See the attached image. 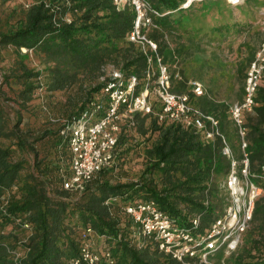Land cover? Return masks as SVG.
I'll return each mask as SVG.
<instances>
[{"label": "trees", "instance_id": "16d2710c", "mask_svg": "<svg viewBox=\"0 0 264 264\" xmlns=\"http://www.w3.org/2000/svg\"><path fill=\"white\" fill-rule=\"evenodd\" d=\"M146 1L162 14L146 30L157 45L151 81L158 75L157 56L169 71L179 73L172 92L189 94L194 105L215 117L228 142V132H235L230 106L216 102L209 88L194 97L178 69L195 60L208 63L202 44L207 32L196 21L205 16L207 1L222 0L192 1L186 7L187 0ZM239 6L232 8L243 14ZM134 18L130 7L116 11L111 0H0V264H69L86 230L92 232L94 247L108 250L114 264H180L152 242L138 247L137 230L124 208L152 200L185 224L200 211L211 173L225 169L219 138L206 142L193 129L135 114L121 124L112 166L95 173L80 192L63 187L71 176L70 127L91 102L104 101L105 68L135 78L136 93L147 82V58L127 40ZM246 27L221 16L207 39H229ZM244 119L251 171L258 174L264 164V79L253 112ZM133 157L138 171L127 177ZM255 184L264 191L262 179ZM212 264H264V193L237 250L223 263L217 256Z\"/></svg>", "mask_w": 264, "mask_h": 264}, {"label": "built area", "instance_id": "2783aa9c", "mask_svg": "<svg viewBox=\"0 0 264 264\" xmlns=\"http://www.w3.org/2000/svg\"><path fill=\"white\" fill-rule=\"evenodd\" d=\"M111 1L116 11L130 7L134 12L133 27L127 40L138 45L147 58V82L142 91L136 93L135 78L126 79L114 67L105 68V76L102 77L105 78L102 88L104 101L91 102L70 127L71 176L63 181V187L80 192L95 173L112 166L121 124L131 120L135 114H152L158 121L193 129L202 134L206 142L219 138L225 169L219 175L211 173L203 191L200 211L189 215L185 224L178 223L152 200L128 203L124 212L137 230L138 247L144 242H152L159 252L180 264H212L218 254L223 262L240 245L252 221L255 202L264 193L263 188L255 184L256 179L264 181V164L260 173L251 171L244 121V117L253 112L256 92L263 85L264 39L247 67L241 102L233 103L228 110L239 138L240 158L237 159L236 152L219 130L218 120L194 105L189 94L172 92V80L179 79V75H173L157 56L158 75L151 81L154 64L151 55L156 54L157 45L147 36L146 30L155 27L152 19L162 14L146 0ZM187 1L182 7L190 4ZM225 1L237 6L245 0ZM187 85L194 97L204 95L205 88L199 81L192 79ZM155 104L159 106L158 111L153 108ZM214 168L215 161L212 170ZM213 189L216 191L214 195ZM81 239L78 256L69 264H114L108 250L95 249L90 230L84 231ZM17 258L18 255L15 260Z\"/></svg>", "mask_w": 264, "mask_h": 264}, {"label": "rangeland", "instance_id": "374dc122", "mask_svg": "<svg viewBox=\"0 0 264 264\" xmlns=\"http://www.w3.org/2000/svg\"><path fill=\"white\" fill-rule=\"evenodd\" d=\"M192 1L194 0H191L189 3ZM255 1H257V3ZM204 6L205 16H199L196 23H202L201 25L203 29L207 32V37L202 39V44L204 47L206 46V54L208 57L212 54H215L217 57L206 64H202L199 60L188 62L185 65L181 64L178 66V69L181 67V70L183 71L184 76L187 77L188 81L192 79L198 80L205 88H209L210 92L212 91V97L215 100H223L224 96L222 97V95L226 90V93L228 94L227 96H229V99L227 98L226 101L227 103H231L237 100V94L240 91V87L242 86V83L244 84L246 70L249 65L248 60L250 59L251 53L253 52L256 54L264 39V0H246L243 5L239 6V9L244 11L243 14L237 9L234 10L232 6L228 5V3L223 0L214 3L207 1ZM196 8H199L197 15H201V3L197 5ZM231 9L234 12L233 16L230 15ZM219 11H222L223 14H220ZM221 16L222 18H233L235 22L240 21L247 26L245 28L246 30L244 33L232 36L229 39L209 41L207 38L212 36L208 31L214 21L218 20ZM206 44H208V46ZM32 59L35 66L39 68L42 67L38 59L34 57ZM207 64H211V71H208V69L205 71L204 67ZM170 71L173 75L178 73L174 68H171ZM179 79H176L175 81H179ZM232 128H234L233 125ZM227 140L228 144L236 151V158L239 159V138L236 131L234 132L233 129L230 130L227 134ZM136 161L137 158H134L128 163V166L126 167L127 177H133L138 171L139 164ZM123 177H125V175H123ZM95 248L100 249L99 246H96ZM220 256L221 255L218 254V258H220ZM221 263L223 262L221 261Z\"/></svg>", "mask_w": 264, "mask_h": 264}, {"label": "crops", "instance_id": "0c3cea01", "mask_svg": "<svg viewBox=\"0 0 264 264\" xmlns=\"http://www.w3.org/2000/svg\"><path fill=\"white\" fill-rule=\"evenodd\" d=\"M243 3H244V2H243ZM243 3H242L241 5H243ZM228 5H229V4H228ZM263 11H264V10H263ZM263 13H264V12H263ZM263 15H264V14H263ZM243 33H244V32H243ZM257 51H258V50H257ZM252 54H253V58H251ZM209 56H210V55H209ZM251 56H250L251 59H249L250 61H252V60L254 59V57H255V53L252 52V53H251ZM212 57H213L212 55H211L210 57H208V55L206 54L205 59L209 62V60H211ZM216 57H217V56H216ZM213 59H216V58H213ZM210 66H211V64H207V65H205V67H204V68H205V71H206V69H208V71H209V70L211 71V70H212V67H210ZM220 72H221V71H220ZM227 95H228V94L226 93V90H225V93L222 95V97L224 96V97H223V100L220 99V101H218V100H215V101L218 102V103H225V104H227V105L230 104L229 106H231L233 103L241 102V100H242V99H241V100H236V101L231 102V103H227L226 100H227V98L229 99V96H227ZM222 97H221V98H222Z\"/></svg>", "mask_w": 264, "mask_h": 264}, {"label": "bare ground", "instance_id": "6f19581e", "mask_svg": "<svg viewBox=\"0 0 264 264\" xmlns=\"http://www.w3.org/2000/svg\"><path fill=\"white\" fill-rule=\"evenodd\" d=\"M191 0H188L187 2L189 3Z\"/></svg>", "mask_w": 264, "mask_h": 264}, {"label": "water", "instance_id": "95a60500", "mask_svg": "<svg viewBox=\"0 0 264 264\" xmlns=\"http://www.w3.org/2000/svg\"><path fill=\"white\" fill-rule=\"evenodd\" d=\"M242 4V3H241Z\"/></svg>", "mask_w": 264, "mask_h": 264}]
</instances>
